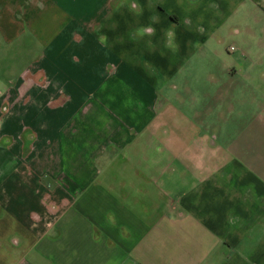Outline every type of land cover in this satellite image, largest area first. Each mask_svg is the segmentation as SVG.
<instances>
[{
	"label": "crops",
	"instance_id": "obj_1",
	"mask_svg": "<svg viewBox=\"0 0 264 264\" xmlns=\"http://www.w3.org/2000/svg\"><path fill=\"white\" fill-rule=\"evenodd\" d=\"M66 1L0 0V264H264V0Z\"/></svg>",
	"mask_w": 264,
	"mask_h": 264
},
{
	"label": "rangeland",
	"instance_id": "obj_2",
	"mask_svg": "<svg viewBox=\"0 0 264 264\" xmlns=\"http://www.w3.org/2000/svg\"><path fill=\"white\" fill-rule=\"evenodd\" d=\"M25 2V0H23ZM41 1V0H40ZM31 5L34 7L35 5ZM40 8H42V4H38ZM44 8H47L49 6L48 2H44ZM67 7L69 11H71V14H79V10L77 8V5L73 0H69L65 2V6ZM262 25L256 26L254 24V20H250L248 23L247 30H245L246 34L247 32L251 30L254 35H247V39L249 44L246 46L239 45L237 41L230 40L227 41L225 45H223L222 50L226 51L230 45H234L235 47V55L242 54L241 58H245L249 63L251 60L257 59V69H261L262 74L264 75V17L262 18ZM260 26H263V29L260 28ZM35 33V34H34ZM32 31H26L23 32L14 41H7V43L0 42V57L2 60H0V91L3 92L6 88L10 87V82H16L21 76H26L27 73L32 69L33 63L36 62L37 59H41L44 55V49L45 44L39 39V35ZM39 37V38H38ZM261 38V45H256L257 48H252L255 45H252L255 42H258V38ZM251 44V45H250ZM234 47H231L234 49ZM233 52V51H231ZM244 59V60H245ZM246 63V64H247ZM264 87V83L262 84ZM264 101V99H263ZM6 106V116L5 118H10L11 116L14 117L13 109L11 107ZM11 108V109H10ZM258 113V112H256ZM251 115V114H250ZM247 120H250V116L247 115ZM259 120L264 122V118H258ZM4 120V119H3ZM9 126H14L16 123V120L14 118L10 119ZM254 122H257L256 120H252L249 122V124H252ZM17 124V123H16ZM253 126H255L253 124ZM19 126H15V128H12V131H7L5 135H2L0 132V141L6 140V143L10 141H14L16 139V136L18 133H21ZM256 132L254 135V138H258L262 136L264 138V124L262 127L258 128V130L254 131ZM12 133L13 135H9ZM17 133V134H16ZM221 133V130H220ZM239 133V132H238ZM237 133V135H238ZM19 136V135H18ZM2 233V229H0V234Z\"/></svg>",
	"mask_w": 264,
	"mask_h": 264
}]
</instances>
